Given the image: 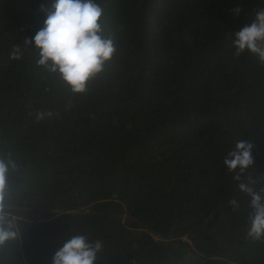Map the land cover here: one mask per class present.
Masks as SVG:
<instances>
[{"label":"trees","instance_id":"trees-1","mask_svg":"<svg viewBox=\"0 0 264 264\" xmlns=\"http://www.w3.org/2000/svg\"><path fill=\"white\" fill-rule=\"evenodd\" d=\"M96 2L116 53L74 93L24 43L55 0H0L3 204L19 233L0 264H53L73 235L102 243L96 264H264L223 163L251 142L242 182L264 189V66L233 45L264 0Z\"/></svg>","mask_w":264,"mask_h":264},{"label":"clouds","instance_id":"clouds-1","mask_svg":"<svg viewBox=\"0 0 264 264\" xmlns=\"http://www.w3.org/2000/svg\"><path fill=\"white\" fill-rule=\"evenodd\" d=\"M234 12L239 15L241 9L238 7ZM103 17L104 9L96 0H55L44 26L31 39L25 38L24 43L38 50V66L57 74L72 92L84 93L89 81L103 71L106 62L116 53L113 39L104 35ZM233 45L237 57L250 52L264 66V7L255 11L251 24L234 34ZM21 58L20 47L13 46L10 59ZM51 115V112H39L37 120ZM254 147L251 142L238 141L223 163L230 174L239 170L234 180L250 198L252 209L245 238L255 242L264 240V189L256 190L249 183L242 182V176L254 165ZM10 164L15 167L11 161L0 159V248L19 238V233L13 230L14 221L3 204ZM230 207L237 210L238 201L231 200ZM102 248L99 240L73 235L56 250L53 264H96Z\"/></svg>","mask_w":264,"mask_h":264}]
</instances>
